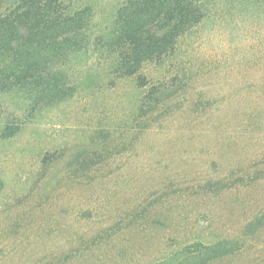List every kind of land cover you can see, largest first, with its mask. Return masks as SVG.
Listing matches in <instances>:
<instances>
[{"label": "rangeland", "instance_id": "rangeland-1", "mask_svg": "<svg viewBox=\"0 0 264 264\" xmlns=\"http://www.w3.org/2000/svg\"><path fill=\"white\" fill-rule=\"evenodd\" d=\"M123 1L83 3L99 19ZM255 24L206 22L182 43L193 76L151 111H139L143 93L129 81L77 95L1 143L0 264H159L224 241L240 250L203 264L264 261ZM165 71L173 67L146 68L150 77Z\"/></svg>", "mask_w": 264, "mask_h": 264}, {"label": "trees", "instance_id": "trees-1", "mask_svg": "<svg viewBox=\"0 0 264 264\" xmlns=\"http://www.w3.org/2000/svg\"><path fill=\"white\" fill-rule=\"evenodd\" d=\"M84 1L0 0V144L77 95L129 81L143 93L139 111L153 110L193 74L182 43L217 17L254 19L264 46V0H125L101 21ZM167 64L171 73H146ZM238 250L194 243L159 264H203Z\"/></svg>", "mask_w": 264, "mask_h": 264}]
</instances>
